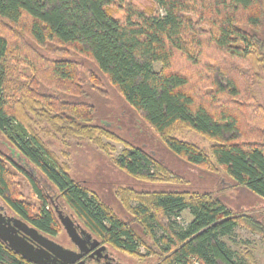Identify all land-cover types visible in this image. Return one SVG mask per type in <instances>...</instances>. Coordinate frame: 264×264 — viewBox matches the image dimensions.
I'll return each instance as SVG.
<instances>
[{
  "label": "trees",
  "instance_id": "16d2710c",
  "mask_svg": "<svg viewBox=\"0 0 264 264\" xmlns=\"http://www.w3.org/2000/svg\"><path fill=\"white\" fill-rule=\"evenodd\" d=\"M151 1L152 6L139 8L129 0H0V21L16 25L27 19L32 41L23 56L28 68L15 72L10 44L0 31L1 136L44 176L64 207L94 237L139 256L145 241L133 222L120 218L95 192L72 179L32 128L35 120H47L62 137L92 139L105 151L97 133L121 140L106 125L93 122L92 104L65 100L40 89L49 85L71 94L82 90L79 63L65 48L88 57L124 101L142 113L170 152L211 172L222 168L229 186L244 187L264 199V109L252 107L247 92L250 77L238 67L247 64L255 78H260V70L264 72V0ZM114 5L121 15L114 13ZM51 43L57 44L56 49L44 52ZM207 48L223 56L204 60L200 78L205 77V84L214 88L211 96L215 100L222 96L242 99L245 93L246 108L252 107L251 113L247 111V124L228 105L214 110L213 103L198 97L188 75L172 69L176 53L198 67ZM177 128L194 130L209 139L208 151L174 137ZM1 157L0 151L3 203L39 231L56 235L60 222L48 194L25 167L8 157V164L17 167L40 201L31 213L25 202L9 193L8 167ZM115 164L133 177L180 180L152 151L137 145L126 144ZM127 192L118 198L152 238L164 256L162 264H246L223 238L247 217L235 215L211 193ZM131 198L137 201L134 206L128 202ZM183 210L191 215L184 225L176 220ZM0 264L33 263L0 240Z\"/></svg>",
  "mask_w": 264,
  "mask_h": 264
},
{
  "label": "rangeland",
  "instance_id": "374dc122",
  "mask_svg": "<svg viewBox=\"0 0 264 264\" xmlns=\"http://www.w3.org/2000/svg\"><path fill=\"white\" fill-rule=\"evenodd\" d=\"M139 8L152 6L151 0H129ZM112 8L116 15H121L117 6ZM0 31L8 39L10 44L11 64L15 72L28 68L23 56L31 48L32 41L28 35V20L23 18L18 24L9 25L8 22L0 21ZM57 44L51 43L43 50L49 52ZM68 55L79 63L78 71L81 73L82 90H77L76 94L71 92H63L55 89L53 86L45 85L40 89L49 93H54L60 98L70 101H83L93 105V122L96 124L106 125L121 140H115L104 134L97 133V137L105 150L98 147L92 139L82 136H66L62 137L60 133L47 123V120H35L32 128L40 135L46 147L54 155L57 162L62 165L72 179L85 185L90 191L95 192L99 198L109 206L112 211L120 218L133 222L136 231L143 237L145 245L140 247L142 256L129 254L118 250L109 244H105L111 254L119 261L127 264H162L163 255L160 254L152 238L146 234L143 226L137 224L133 220L132 214L125 208L119 194L128 195L127 190L131 189L135 192L150 191H198L211 193L212 196L221 200L231 211L237 216H246L245 221L241 220L235 227L232 234L223 239L228 246L235 251L237 256L242 258L246 264H264V199L241 186L228 185L230 180L222 170L216 169L211 172L209 168L197 167L186 163L184 160L170 152L162 139L151 129L144 121L140 111L131 108L123 99L116 88L110 84L107 79L99 73L94 64L85 55L73 50L65 48ZM66 52V51H64ZM27 54V53H26ZM51 54V53H50ZM223 55L212 48L202 51L200 65L196 67L186 60L181 53H176L173 57L172 69L185 73L190 77L191 86L196 88L199 98L204 99L207 103H213V109L218 110L223 105H228L231 110L236 111L241 116L243 125L247 124L249 111L252 112L254 105L264 109V72L259 71L260 78H255L253 72L247 64L239 63L242 73L246 71L250 77V85L247 92L252 96V107H247V100L243 96L231 98L222 96L212 98L214 88L206 85L208 82L205 77L200 78L199 69L202 62L207 59ZM226 62V59H224ZM223 63V62H222ZM224 64V63H223ZM238 64V62H237ZM232 65V64H230ZM159 64H155L158 68ZM236 70V69H235ZM93 73L96 77L92 76ZM203 80V81H202ZM205 81V82H204ZM245 82V81H244ZM243 83V82H242ZM81 84V83H80ZM214 101V102H213ZM254 103V104H253ZM216 110V111H217ZM250 127V125H248ZM172 135L178 139L194 143L204 151H208L211 141L203 135L188 128H177ZM126 144L141 146L147 151H152L157 159H159L171 172L179 176L180 180L176 182L151 181L142 177H133L115 164L116 157L126 148ZM12 146L5 141L0 134V151L3 154L2 160H5L8 167L7 180L9 184V193L12 197L22 200L27 204L31 213L37 211L40 204L39 199L34 194L29 181L19 172L16 166L9 165L8 157L13 158L18 164L22 165L16 155H11ZM26 169L27 166H25ZM35 176L38 178L39 184L43 191L51 195L59 207L66 213H71L69 209L64 207L63 201L56 195L51 184L35 170ZM45 185V187H44ZM120 192V193H119ZM132 206L136 204L135 199L128 201ZM2 203V202H1ZM8 213L15 215L4 203ZM75 217V216H74ZM76 218V217H75ZM191 219L188 210H183L180 216L176 218L179 224L184 225ZM83 226V224L77 219ZM161 234L160 230L156 231V235ZM51 238L65 247L73 248L72 243L59 223L57 234ZM148 251H150L149 254Z\"/></svg>",
  "mask_w": 264,
  "mask_h": 264
},
{
  "label": "water",
  "instance_id": "95a60500",
  "mask_svg": "<svg viewBox=\"0 0 264 264\" xmlns=\"http://www.w3.org/2000/svg\"><path fill=\"white\" fill-rule=\"evenodd\" d=\"M10 150L22 161V166H27V170L38 180L34 173L36 169L13 147ZM48 196L62 228L77 250L63 246L22 218L8 213L2 203L0 204V240L9 249L33 264H87L82 256L88 251H91L90 256L106 259V264H113L109 260V253L105 252L106 245L99 244V239L82 226L72 213H66L51 195Z\"/></svg>",
  "mask_w": 264,
  "mask_h": 264
},
{
  "label": "flooded vegetation",
  "instance_id": "af4514ba",
  "mask_svg": "<svg viewBox=\"0 0 264 264\" xmlns=\"http://www.w3.org/2000/svg\"><path fill=\"white\" fill-rule=\"evenodd\" d=\"M11 155L13 156L14 153L11 152ZM0 201L3 203V199L1 197H0ZM1 202H0V204H1ZM46 235L49 236L50 238H51V236H54V235H49V234H46ZM99 244H103V243H101L99 240ZM72 246H73V248H71V249L77 250V247L73 243H72ZM90 252L91 251H88V252L84 253V255L82 256V259H84L87 264H106V259H103V258L98 259L96 256H90ZM105 252L109 253V260L113 264H123V262H121L117 258H115L108 249H106Z\"/></svg>",
  "mask_w": 264,
  "mask_h": 264
}]
</instances>
